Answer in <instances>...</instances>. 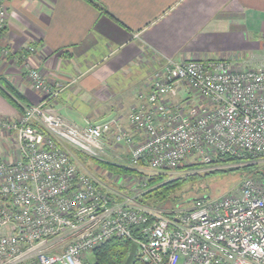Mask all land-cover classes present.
Here are the masks:
<instances>
[{
    "label": "built area",
    "instance_id": "1",
    "mask_svg": "<svg viewBox=\"0 0 264 264\" xmlns=\"http://www.w3.org/2000/svg\"><path fill=\"white\" fill-rule=\"evenodd\" d=\"M0 0L1 42L8 23ZM33 44L25 53L35 52ZM39 103L0 129L19 140V157L0 159V264H84L111 237L137 244L136 264H264V65L232 58H168L118 121L79 126L59 114V92L38 68L29 69ZM127 148L131 166L172 172L215 154L262 161L235 190L194 198L187 206L142 208L116 201L83 170L70 148L92 157L107 152L105 136ZM138 235L132 236V230Z\"/></svg>",
    "mask_w": 264,
    "mask_h": 264
},
{
    "label": "crops",
    "instance_id": "2",
    "mask_svg": "<svg viewBox=\"0 0 264 264\" xmlns=\"http://www.w3.org/2000/svg\"><path fill=\"white\" fill-rule=\"evenodd\" d=\"M7 6L1 42L11 52L0 53V74L36 104L43 94L28 72L38 68L59 92L56 111L79 126L111 116L130 128L137 93L149 88L153 71L168 58L228 57L252 67L264 62L258 54L264 0H7ZM30 44L36 51L24 55ZM20 115L0 93V116ZM105 142L120 153L125 148L110 134ZM18 157L17 133L0 129V159Z\"/></svg>",
    "mask_w": 264,
    "mask_h": 264
},
{
    "label": "rangeland",
    "instance_id": "3",
    "mask_svg": "<svg viewBox=\"0 0 264 264\" xmlns=\"http://www.w3.org/2000/svg\"><path fill=\"white\" fill-rule=\"evenodd\" d=\"M259 55H264L263 50L258 52ZM264 65L259 63V65L254 67H260ZM252 66V65H251ZM13 132L12 130H6ZM120 147H107L109 153L104 156L105 161L112 162H122L119 158L122 154L124 161L126 160L125 155H127V148H124L120 153ZM128 151V150H127ZM113 155V157L111 156ZM77 164L83 169H88L87 171L98 181V183L109 193H112L113 198L119 197L122 200H126L128 205L138 206L142 208H165L163 206H156L153 201L150 204L139 202L138 196L142 194L145 188V184L149 180V176L146 174L153 173L150 168L146 165L134 166L139 170H143L142 174H114L105 169H103L97 163L92 162L88 158L76 159ZM199 160H193L191 163H197ZM127 166H130L129 161L124 162ZM189 163V164H191ZM187 164V163H186ZM247 165V166H245ZM263 166L262 161L258 162L256 165L248 166V162H236V163H224L220 167L221 169L214 172L206 173L208 168H188L187 170L180 168L169 172L171 178H181L185 177V182L182 187L177 190L176 197L178 199H186L188 203L183 205L187 206L189 203L197 197L201 196H218L227 193L232 190H236L245 176L253 173L255 177H258L260 170ZM85 168V169H84ZM95 258L92 254L84 256V264H93Z\"/></svg>",
    "mask_w": 264,
    "mask_h": 264
},
{
    "label": "trees",
    "instance_id": "4",
    "mask_svg": "<svg viewBox=\"0 0 264 264\" xmlns=\"http://www.w3.org/2000/svg\"><path fill=\"white\" fill-rule=\"evenodd\" d=\"M0 93L11 104H13L21 114L24 113L25 107L30 105L26 97L13 85V83H11L9 78L3 74H0ZM70 150L76 159L88 158L92 162L100 165L103 169L117 175L120 173H135L144 175V173H146L143 170H139L138 168L133 167L131 165L127 166L126 164L105 161V159L103 158L92 157L76 148H70ZM236 162L244 161L227 155L215 154L212 161L208 165L199 161L197 163L183 164L178 167V169L183 168L187 170L188 168L191 169L195 167L208 168L206 173H209L221 169L220 166L224 163ZM246 162H248V166H253L258 163L252 160H248ZM140 165H145V163L141 161ZM146 175L149 176V180L145 184V188L142 194L137 197L139 202L150 204V201H153L156 206H163L165 208H175L177 206L188 203L186 199H178V197L174 195V193L176 194L177 190L182 187L183 183L185 182V177L171 178L168 172H153ZM109 194L113 197L112 193ZM113 199H115L116 201H122V199H120L119 197H115ZM137 235L138 229L134 228L132 230V236L136 237ZM133 243L134 241L128 236L115 235L111 237L102 245L98 246L93 250L92 255L95 258L93 264H123L130 252Z\"/></svg>",
    "mask_w": 264,
    "mask_h": 264
},
{
    "label": "water",
    "instance_id": "5",
    "mask_svg": "<svg viewBox=\"0 0 264 264\" xmlns=\"http://www.w3.org/2000/svg\"><path fill=\"white\" fill-rule=\"evenodd\" d=\"M110 119H111V116L105 117L104 119L99 121V123L108 121ZM136 252H137V244L133 243L131 246L130 252H129L127 258L125 259V261L123 262V264H133L134 260H135Z\"/></svg>",
    "mask_w": 264,
    "mask_h": 264
}]
</instances>
